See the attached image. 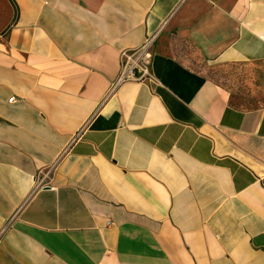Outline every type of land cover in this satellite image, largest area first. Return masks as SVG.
<instances>
[{"label":"crops","instance_id":"obj_1","mask_svg":"<svg viewBox=\"0 0 264 264\" xmlns=\"http://www.w3.org/2000/svg\"><path fill=\"white\" fill-rule=\"evenodd\" d=\"M7 1L0 264H264V0Z\"/></svg>","mask_w":264,"mask_h":264},{"label":"built area","instance_id":"obj_2","mask_svg":"<svg viewBox=\"0 0 264 264\" xmlns=\"http://www.w3.org/2000/svg\"><path fill=\"white\" fill-rule=\"evenodd\" d=\"M158 34V30L149 33L143 41L136 46L124 48L118 53L119 72L111 83V90L118 85L133 81L140 83H154L155 78L151 71V63L153 57V44ZM14 98H9L12 101ZM49 170L35 177L34 188L50 186L48 180Z\"/></svg>","mask_w":264,"mask_h":264},{"label":"rangeland","instance_id":"obj_3","mask_svg":"<svg viewBox=\"0 0 264 264\" xmlns=\"http://www.w3.org/2000/svg\"><path fill=\"white\" fill-rule=\"evenodd\" d=\"M9 11V4L7 0H0V29H2L8 21L11 20V14ZM235 70L232 68H223L219 71H216L212 74L213 78L221 83L227 81L228 75H235ZM236 76V75H235ZM243 101L248 100L249 102L255 101V99L244 98Z\"/></svg>","mask_w":264,"mask_h":264}]
</instances>
